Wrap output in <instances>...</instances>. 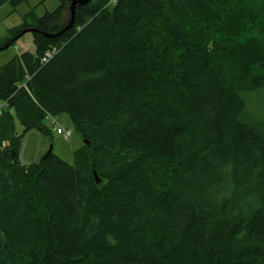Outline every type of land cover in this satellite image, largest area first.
Returning <instances> with one entry per match:
<instances>
[{"label": "trees", "instance_id": "trees-1", "mask_svg": "<svg viewBox=\"0 0 264 264\" xmlns=\"http://www.w3.org/2000/svg\"><path fill=\"white\" fill-rule=\"evenodd\" d=\"M57 1L0 38L33 30L0 66V264H264V0H90L64 31ZM61 114L72 164H22Z\"/></svg>", "mask_w": 264, "mask_h": 264}, {"label": "rangeland", "instance_id": "rangeland-1", "mask_svg": "<svg viewBox=\"0 0 264 264\" xmlns=\"http://www.w3.org/2000/svg\"><path fill=\"white\" fill-rule=\"evenodd\" d=\"M110 1V2H109ZM114 0H108L107 5L113 4ZM58 5L57 0H30L22 3L11 11L8 5L0 8V38L7 35L8 31L20 26L21 18L28 12H31L34 17H40L44 13L52 12ZM67 13H65V18ZM29 18L27 21H29ZM33 52V45L31 42L30 33L23 34L13 46L6 50L0 51V66L6 63L12 56L21 52ZM59 125L66 130H69L70 136L67 140H63L60 136L56 135L54 131L51 132L50 137L39 136L34 133L25 134L20 143L19 158L22 164H25L27 158L36 153V162L42 155L51 147V153L58 157L64 163L72 164V151L82 145L78 135L72 131L71 125L66 116L61 114L55 117ZM17 133H20L21 128L14 122ZM46 126H48L45 123ZM52 130V129H51Z\"/></svg>", "mask_w": 264, "mask_h": 264}, {"label": "water", "instance_id": "water-1", "mask_svg": "<svg viewBox=\"0 0 264 264\" xmlns=\"http://www.w3.org/2000/svg\"><path fill=\"white\" fill-rule=\"evenodd\" d=\"M90 0H72L69 4V14H70V18L68 23L64 26V28L62 29V31L67 30L70 28L71 24H72V19H73V10L75 8V6H84L86 5ZM33 32L32 29H28V30H24L23 32H21L19 34V37L22 36L25 33H31ZM6 47H2L0 48L1 50H5ZM51 151V147L48 148V150L45 152V155L47 152ZM95 178V177H94ZM97 182V181H96Z\"/></svg>", "mask_w": 264, "mask_h": 264}, {"label": "built area", "instance_id": "built-area-1", "mask_svg": "<svg viewBox=\"0 0 264 264\" xmlns=\"http://www.w3.org/2000/svg\"><path fill=\"white\" fill-rule=\"evenodd\" d=\"M48 58H50V55L48 53H46L41 61H44L45 59H48ZM46 119L49 121V123L51 125L55 126V121H54V119L52 117L47 115ZM54 132L56 133V135L60 136L63 140L68 139V137L70 136V131L63 130L60 127H54Z\"/></svg>", "mask_w": 264, "mask_h": 264}, {"label": "crops", "instance_id": "crops-1", "mask_svg": "<svg viewBox=\"0 0 264 264\" xmlns=\"http://www.w3.org/2000/svg\"><path fill=\"white\" fill-rule=\"evenodd\" d=\"M29 133H30V132H29ZM31 133H34V134L39 138V136H38L35 132L32 131ZM36 156H37L36 153H34L33 156L28 157V158H27V161H26L25 164H26V165L31 164L33 161L36 160Z\"/></svg>", "mask_w": 264, "mask_h": 264}]
</instances>
